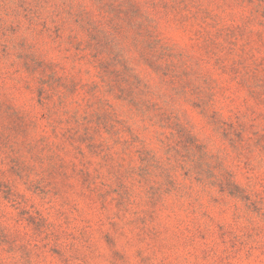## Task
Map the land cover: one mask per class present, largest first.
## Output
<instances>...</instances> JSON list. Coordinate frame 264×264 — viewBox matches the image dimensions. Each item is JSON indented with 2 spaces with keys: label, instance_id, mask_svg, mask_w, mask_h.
Wrapping results in <instances>:
<instances>
[{
  "label": "rangeland",
  "instance_id": "374dc122",
  "mask_svg": "<svg viewBox=\"0 0 264 264\" xmlns=\"http://www.w3.org/2000/svg\"><path fill=\"white\" fill-rule=\"evenodd\" d=\"M0 264H264V0H0Z\"/></svg>",
  "mask_w": 264,
  "mask_h": 264
}]
</instances>
